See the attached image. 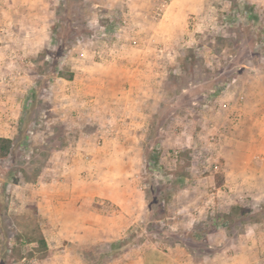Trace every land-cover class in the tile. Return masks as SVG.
<instances>
[{"label":"rangeland","instance_id":"374dc122","mask_svg":"<svg viewBox=\"0 0 264 264\" xmlns=\"http://www.w3.org/2000/svg\"><path fill=\"white\" fill-rule=\"evenodd\" d=\"M115 1L104 7L98 0H57L55 16L47 28L49 38L40 51L19 57V67L6 66V56L0 55L1 60L5 59V66L0 65V136H11L16 143L12 153L0 159V192L4 187L6 190L0 204V264L113 262H105L107 256L101 257L106 253L103 246L106 241L75 245L76 253L72 257L69 252L59 253L57 257L49 253L54 248L47 244L48 221L43 215L45 211L41 212L34 202L32 190V184L48 173L54 152L71 148L78 141L90 140L101 145L109 140L110 129L118 123L119 116L107 114L102 126L106 131H96L95 122L80 116L82 105L73 108L58 103L68 87L62 78L70 79L67 77L72 70L77 71L80 45L86 50L91 46L111 49V57L127 60L129 64L139 59L149 60L144 66L142 81L159 80L153 88L164 95L153 116L143 118L148 123L147 129L139 132L138 143L144 159L139 174L146 199L136 227L126 232V235L136 233L133 240L137 244L132 247L153 245L180 264H198L224 251L230 253L233 242L250 226L256 231L258 223L264 227V198L258 200L246 195L235 197L240 199L235 203L228 199L225 210L206 212L193 226L196 231L202 230L198 239L186 234L190 229L171 230L164 217L172 194L182 185L171 174L186 173L193 161L189 148L180 146L171 136L167 146L160 142L167 135L165 127L160 129L166 120L169 123L177 114L184 118L190 106L199 109L218 96L224 98L240 92L238 77L244 73L245 63L254 62L264 68V3L258 0H123L122 9L118 10ZM100 24L108 30L92 44L87 39L89 28ZM233 78L239 82L233 84ZM258 82L253 83L246 77L243 87L253 95L262 90L263 83ZM34 88L36 92L30 104L28 94ZM22 114L24 127L19 132L18 120ZM196 116L197 113L192 115ZM129 135L125 132L117 136L129 141L132 138ZM190 136L185 137L186 142L193 140V135ZM18 137L21 142L17 143ZM209 137L207 133L198 136L202 143ZM200 151L205 155L204 148ZM156 160L158 165L154 164ZM6 177H16V182ZM27 179L32 181L26 182ZM172 181L174 184L170 185ZM222 181L223 175L218 172L216 183ZM44 207L47 208L45 203ZM223 212L231 215L225 218L226 223L212 224ZM63 243L66 244L65 239Z\"/></svg>","mask_w":264,"mask_h":264},{"label":"crops","instance_id":"0c3cea01","mask_svg":"<svg viewBox=\"0 0 264 264\" xmlns=\"http://www.w3.org/2000/svg\"><path fill=\"white\" fill-rule=\"evenodd\" d=\"M98 1L105 7L112 0ZM115 2L121 10L123 0ZM56 4L57 0H0V55L6 56V66L19 67V57L43 48ZM87 37L92 44L100 38ZM110 52L111 49L94 46L86 50L80 45L77 71L72 70L70 79L62 78L68 87L58 103L73 108L82 105L80 116L95 122L96 131L105 129L102 126L107 114L119 116L116 127L110 129L112 135L98 146L90 140L78 141L71 148L54 152L48 173L32 184L34 202L41 212L45 211L50 229L47 244L54 248L49 252L54 257L62 252L72 257L75 245L110 243L124 237L136 227L145 208L139 174L144 160L139 132L147 129L144 120L158 110L164 95L153 88L159 80L142 81L149 60L129 64L111 57ZM0 65L5 66L1 57ZM243 66L240 82L238 78L232 80L233 84L240 83V92L218 96L199 109L190 106L184 118L177 114L160 127L167 132L161 145L167 146L171 136L180 146L189 148L193 161L186 173L171 174L182 183L172 194L164 217L173 231L191 229L210 210L227 209L228 199L235 203L240 200L235 197L246 195L264 198V68L254 62ZM246 77L253 83H263L262 90L249 95L243 87ZM195 113L197 116L192 117ZM125 132L132 138L118 139L117 135ZM203 133L210 137L202 143L198 136ZM190 135L193 140L186 142L185 137ZM218 172L223 175L221 184L216 183ZM258 226L257 231L250 226L240 234L230 253L224 251L198 264H264V227L261 223ZM111 261L110 264H180L149 244L131 247Z\"/></svg>","mask_w":264,"mask_h":264},{"label":"trees","instance_id":"16d2710c","mask_svg":"<svg viewBox=\"0 0 264 264\" xmlns=\"http://www.w3.org/2000/svg\"><path fill=\"white\" fill-rule=\"evenodd\" d=\"M72 77V74H69V76L67 78H71ZM35 88L33 90H31L28 94V100L30 101V104L31 102L33 101V98H34V95H35ZM24 114L20 115L19 117V120H18V131L21 132L23 127H24ZM16 142H21V139L18 137ZM15 141L11 138H8V137H1L0 136V159H5L8 157V155L10 153H12V150L14 149V145H15ZM157 160L154 161V164L155 165H158L157 164ZM11 174V172H10ZM16 178V177H15ZM15 178H12V179H8L6 177V180H11L10 182H16ZM32 180H29L27 179L26 182H31ZM170 185H173L174 184V181L172 182H169ZM6 190H5V187L2 189V191L0 192V204L1 202H3L4 200V197H5V193ZM236 207H231V209H234ZM231 216L230 213L228 212H223V213H220L219 215L216 216V220L213 219L212 221V224H225L226 223V220L225 218ZM222 217V218H221ZM160 219V217H159ZM219 222V223H218ZM202 233V230H195V227H193L192 229L188 230L186 232V234H188L189 236H192L193 238L195 239H198L200 238L198 235ZM136 236V233H130L116 241H113V242H110V243H104L103 246L106 248L104 249L106 251V253H103L101 255V257L103 256H107L108 258L105 260L106 261H109V260H112L118 256H120L121 254L125 253L127 250H129L132 246H134L135 244H137V242H135L133 240V238ZM138 244H140L138 242ZM96 264H102L101 262H96Z\"/></svg>","mask_w":264,"mask_h":264},{"label":"built area","instance_id":"2783aa9c","mask_svg":"<svg viewBox=\"0 0 264 264\" xmlns=\"http://www.w3.org/2000/svg\"><path fill=\"white\" fill-rule=\"evenodd\" d=\"M89 30H90L89 31V36L90 37H96V36L99 37V36L105 35L107 30H108V28H107L106 25L100 24V25H98L95 28H93V27L89 28ZM133 43L135 44L136 41L133 40Z\"/></svg>","mask_w":264,"mask_h":264}]
</instances>
